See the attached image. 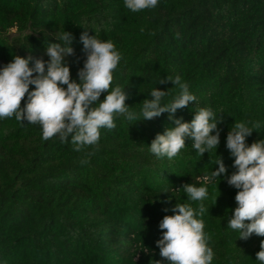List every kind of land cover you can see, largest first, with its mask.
I'll return each mask as SVG.
<instances>
[{
    "label": "trees",
    "instance_id": "obj_1",
    "mask_svg": "<svg viewBox=\"0 0 264 264\" xmlns=\"http://www.w3.org/2000/svg\"><path fill=\"white\" fill-rule=\"evenodd\" d=\"M83 28L121 53L110 89L125 88L130 110L139 113L153 87L173 86L159 79L180 75L197 99L174 116L187 122L211 108L220 117V143L200 157L186 139L176 157L157 159L148 144L175 126L168 113L132 125L115 117L116 127L101 129L98 144L82 152L57 137L42 140L38 124L0 120V264H163L158 224L172 214L163 209L176 202L196 207L177 188L201 186L217 167L215 154L225 175L235 171L225 148L234 122H259L249 145L264 139V0H160L136 13L123 0H0V66L14 55L46 60L47 43L64 30L74 37L67 62L77 79ZM12 29L17 37L8 36ZM236 191L223 179L208 185L209 213L201 218L212 264H258L264 237L241 240L226 226Z\"/></svg>",
    "mask_w": 264,
    "mask_h": 264
},
{
    "label": "clouds",
    "instance_id": "obj_2",
    "mask_svg": "<svg viewBox=\"0 0 264 264\" xmlns=\"http://www.w3.org/2000/svg\"><path fill=\"white\" fill-rule=\"evenodd\" d=\"M159 2L123 0L124 6L133 13L154 9ZM83 29L79 42L85 59L77 70V79L71 78L67 62L74 54L71 46L74 37L64 30L54 35L55 43H47L46 60L14 55L10 62L0 66V120L14 116L21 125L24 122L38 124L42 140L57 137L61 143L70 142L74 151L82 152L98 144L101 129L116 127L115 117L122 116L132 125L168 113V119L175 126L165 127L162 134L155 135L148 144L151 154L157 159L171 160L186 147V139L191 141V147L200 157L213 150L216 153L221 131L218 113L202 107L194 111L187 122L174 116L178 109L197 99L180 75L159 79L157 83L170 81L173 86L166 90L153 87L149 91L151 98L143 100L139 113L132 111L125 103L129 99L125 88L112 86L110 89L113 72L122 59L121 53L111 40H99L95 34L89 35L88 29ZM30 85L34 86L32 90H29ZM173 87L178 91L170 94L169 89ZM260 127L259 122L242 121L234 122L228 130L225 148L233 158L235 169L231 174L225 175L227 168L215 154L217 167L200 178L201 186L187 183L177 188L183 190L188 201L196 202V207L176 202L171 209H163L172 212L159 221L158 229L162 231L155 241L163 264H212L214 252L208 245L209 236L204 231L201 217L206 211L209 213L204 204L208 198V185L217 179L226 180L237 189L236 206L227 220V228L237 232V238L241 240H247L253 234L264 237V139L250 145L246 142ZM91 155L87 152L80 163L86 164ZM255 255L258 264H264V240L260 241V250ZM154 264H162V261H154Z\"/></svg>",
    "mask_w": 264,
    "mask_h": 264
},
{
    "label": "rangeland",
    "instance_id": "obj_3",
    "mask_svg": "<svg viewBox=\"0 0 264 264\" xmlns=\"http://www.w3.org/2000/svg\"><path fill=\"white\" fill-rule=\"evenodd\" d=\"M8 36L10 38L17 37L18 36V33L16 32L15 29H12V30L9 31Z\"/></svg>",
    "mask_w": 264,
    "mask_h": 264
}]
</instances>
